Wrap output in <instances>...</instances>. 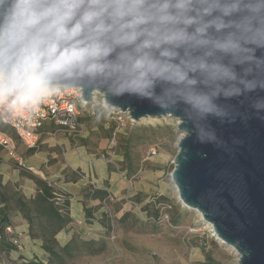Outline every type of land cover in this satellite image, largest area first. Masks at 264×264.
Here are the masks:
<instances>
[{
    "label": "clouds",
    "instance_id": "clouds-1",
    "mask_svg": "<svg viewBox=\"0 0 264 264\" xmlns=\"http://www.w3.org/2000/svg\"><path fill=\"white\" fill-rule=\"evenodd\" d=\"M68 87L179 110L219 145L210 118L264 112V0H0V109Z\"/></svg>",
    "mask_w": 264,
    "mask_h": 264
},
{
    "label": "rangeland",
    "instance_id": "rangeland-1",
    "mask_svg": "<svg viewBox=\"0 0 264 264\" xmlns=\"http://www.w3.org/2000/svg\"><path fill=\"white\" fill-rule=\"evenodd\" d=\"M94 104L93 116L82 114L83 124L76 135L58 129L52 134H43L34 150L20 148L27 163L35 162L34 173L21 170L15 159L0 149L3 180L26 197L36 193L31 189L37 188L34 176H38L50 179L69 198L78 200L76 214L80 217L57 234L59 246L72 238L79 242L96 239L99 246L104 245L96 254H76L62 264L235 263L239 258L237 251L218 240L211 225L201 220L199 212L185 206L178 197L171 177L181 135L176 129L178 120L148 117L136 121L126 113L113 114L102 104L100 95ZM91 159L106 161L107 172L101 179V188L109 186L110 179H105L109 173L117 172L114 176L124 173L127 179L128 186L115 187L107 202L84 198L86 190L98 188L92 182ZM157 194L168 197L171 208L164 206L163 201L161 217L150 218L144 207ZM80 196L84 198V209ZM86 207L92 217L83 213ZM17 240L19 251L0 253V264H21L30 258L47 261L41 238L30 235L28 239L21 235ZM206 253L214 262H208Z\"/></svg>",
    "mask_w": 264,
    "mask_h": 264
},
{
    "label": "water",
    "instance_id": "water-1",
    "mask_svg": "<svg viewBox=\"0 0 264 264\" xmlns=\"http://www.w3.org/2000/svg\"><path fill=\"white\" fill-rule=\"evenodd\" d=\"M95 93L82 90V97L91 102ZM104 103L136 121L178 120L181 135L171 177L179 199L199 212L218 240L237 251L239 258L233 264H264V112H254L245 104L234 123L210 118L218 145L201 143L194 132L188 135L185 129L192 125L183 121L179 110L167 112L127 96Z\"/></svg>",
    "mask_w": 264,
    "mask_h": 264
},
{
    "label": "trees",
    "instance_id": "trees-1",
    "mask_svg": "<svg viewBox=\"0 0 264 264\" xmlns=\"http://www.w3.org/2000/svg\"><path fill=\"white\" fill-rule=\"evenodd\" d=\"M83 113H87L89 117L93 116V113L91 114V111L87 109ZM82 119L81 115L78 128L83 124L81 122ZM58 129L62 128L53 122H48L41 128L40 133L42 135L52 134ZM34 179L37 184L36 193L28 198L10 184H4L0 173V253L10 254L14 250L19 251V246L13 240V238L18 237L13 230L12 217L15 211L21 213L28 221L29 234L33 238H41L43 240L42 247L48 254L46 262L38 258H30L21 264H62L67 257H73L84 252L96 254L101 251L104 245H100V247L96 239L79 242L77 239L72 238L64 246H59L57 234L74 221L70 212L69 195L44 178L34 176ZM111 197L112 193L107 186L105 188L92 187L86 190L84 194L85 199L99 200L101 203L109 201ZM169 201L168 197L157 194L147 202L144 209L150 218H160L161 202H163L164 206L171 208ZM84 212L87 217H92L89 208L86 207ZM8 227H11L12 231H9ZM111 229L112 226L109 225V230ZM82 247L85 248L84 251ZM206 258L208 262H214L209 253H206Z\"/></svg>",
    "mask_w": 264,
    "mask_h": 264
},
{
    "label": "built area",
    "instance_id": "built-area-1",
    "mask_svg": "<svg viewBox=\"0 0 264 264\" xmlns=\"http://www.w3.org/2000/svg\"><path fill=\"white\" fill-rule=\"evenodd\" d=\"M97 95L95 93L91 102L82 97V90L76 87H68L58 94L50 97L35 108V110H18L7 115L0 109V147L5 149L8 155L19 162V167L33 172L34 168L27 165L18 152L16 138L28 149L36 148L41 140L40 130L48 122H53L65 131L76 135L80 124V116L87 109L94 114L93 107ZM101 96V95H100ZM104 106V98L101 96ZM115 114L120 112L111 108ZM12 231L11 227H8ZM18 245L17 238H13Z\"/></svg>",
    "mask_w": 264,
    "mask_h": 264
},
{
    "label": "crops",
    "instance_id": "crops-1",
    "mask_svg": "<svg viewBox=\"0 0 264 264\" xmlns=\"http://www.w3.org/2000/svg\"><path fill=\"white\" fill-rule=\"evenodd\" d=\"M65 131V130H64ZM41 139H42V134H41ZM41 141V140H40ZM16 142H17V148H18V152H19V154H20V148L21 147H24L25 149H26V151L28 150V151H32V150H34V149H28L25 145H23L17 138H16ZM40 143V142H39ZM0 149L2 150V151H6L5 149H3L2 147H0ZM7 152V151H6ZM8 154V153H7ZM21 155V154H20ZM21 157L23 158V156L21 155ZM32 157H34L33 155L32 156H30L29 157V161H30V159H32ZM11 158V157H10ZM24 159V158H23ZM25 160V159H24ZM16 162H17V164L19 165V162L17 161V160H15ZM25 162H26V160H25ZM91 162L92 163H90V164H92L93 165V163H94V165L93 166H91V172H92V177H93V183H95L96 184V186L98 187V188H101L103 185L101 184V179H103L104 178V176H105V173L107 172V168H105L106 167V161L104 162L103 160H98V161H92V159H91ZM27 163V162H26ZM35 162H33L32 160H31V162H28L27 163V165L28 166H30V167H36V165L34 164ZM94 168H96V169H94ZM21 169V168H20ZM36 172V171H35ZM0 173L2 174V172L0 171ZM34 173V172H33ZM115 173H117V172H115ZM115 173L113 172L112 174H110L109 173V176L107 177V178H105V179H110V181H109V186L107 187L108 188V190L112 193V190H115L114 188L116 187V188H121V189H124V187H126V186H128L127 185V179H126V177L124 176V173H123V175H122V173L121 174H119V175H116V176H114L115 175ZM90 174V171L89 170H87V175H89ZM120 175H122V176H120ZM42 176V175H41ZM95 176H97V178L95 177ZM43 177H44V175H43ZM44 179H46V178H44ZM46 180H48V181H50L51 182V180L50 179H46ZM79 182V181H78ZM3 183L5 184L6 183V181L5 180H3ZM35 186V185H34ZM32 191L33 190H36L35 188H32L31 189ZM136 190H138V187L136 188ZM79 200H80V204L82 205L83 204V202H84V198L82 197V196H80L79 197ZM78 200H75V198L73 199V197H71L70 198V212H71V216L73 217V219L74 220H76L78 217H80V215H78V214H76V213H78V205L76 204V203H78L77 202ZM82 208L84 209V204H83V206H82ZM83 213L85 214V212L83 211ZM12 220H13V223H14V226H13V230L17 233V236L18 237H16V238H19L21 235H25V238L27 237L28 239H30V234H28L29 233V223H28V221L23 217V215L21 214V213H19V212H15L14 213V215H13V217H12ZM20 221V222H19ZM16 223L18 224V225H16ZM28 241V240H27Z\"/></svg>",
    "mask_w": 264,
    "mask_h": 264
},
{
    "label": "bare ground",
    "instance_id": "bare-ground-1",
    "mask_svg": "<svg viewBox=\"0 0 264 264\" xmlns=\"http://www.w3.org/2000/svg\"><path fill=\"white\" fill-rule=\"evenodd\" d=\"M209 224V223H208ZM210 225V224H209Z\"/></svg>",
    "mask_w": 264,
    "mask_h": 264
}]
</instances>
